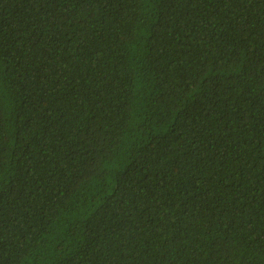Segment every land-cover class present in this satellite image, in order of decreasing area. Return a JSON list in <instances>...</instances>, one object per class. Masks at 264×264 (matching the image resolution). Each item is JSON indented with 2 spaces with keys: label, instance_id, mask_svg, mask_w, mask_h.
Instances as JSON below:
<instances>
[{
  "label": "trees",
  "instance_id": "16d2710c",
  "mask_svg": "<svg viewBox=\"0 0 264 264\" xmlns=\"http://www.w3.org/2000/svg\"><path fill=\"white\" fill-rule=\"evenodd\" d=\"M0 264H264V0H0Z\"/></svg>",
  "mask_w": 264,
  "mask_h": 264
}]
</instances>
